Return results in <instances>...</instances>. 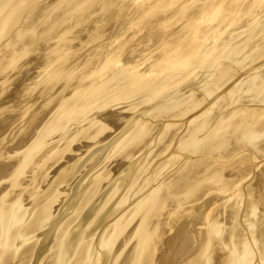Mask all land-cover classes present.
I'll return each mask as SVG.
<instances>
[{
    "label": "bare ground",
    "instance_id": "6f19581e",
    "mask_svg": "<svg viewBox=\"0 0 264 264\" xmlns=\"http://www.w3.org/2000/svg\"><path fill=\"white\" fill-rule=\"evenodd\" d=\"M0 264H264V0H0Z\"/></svg>",
    "mask_w": 264,
    "mask_h": 264
}]
</instances>
